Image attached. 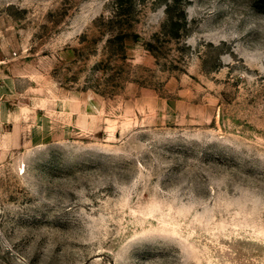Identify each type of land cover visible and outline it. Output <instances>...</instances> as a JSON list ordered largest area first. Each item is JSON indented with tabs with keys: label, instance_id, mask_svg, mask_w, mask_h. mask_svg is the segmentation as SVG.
<instances>
[{
	"label": "rangeland",
	"instance_id": "1",
	"mask_svg": "<svg viewBox=\"0 0 264 264\" xmlns=\"http://www.w3.org/2000/svg\"><path fill=\"white\" fill-rule=\"evenodd\" d=\"M0 72V264H264V0H0Z\"/></svg>",
	"mask_w": 264,
	"mask_h": 264
},
{
	"label": "crops",
	"instance_id": "2",
	"mask_svg": "<svg viewBox=\"0 0 264 264\" xmlns=\"http://www.w3.org/2000/svg\"><path fill=\"white\" fill-rule=\"evenodd\" d=\"M5 77V79H6V76L4 75V74H2L1 72H0V78H4ZM15 79V78H14ZM15 82V81H14ZM15 84V83H14ZM15 90V89H14ZM43 106H45V108H49V112H50V118H53V111L54 110H56V106H53V100L51 99L50 100V106L48 107V105H47V102H45V104H43ZM39 107H42V106H39ZM3 112L6 114V115H9V118H15V116H16V114H14L13 112H12V108L11 109H4V111H0V116L3 114ZM11 114V115H10ZM47 116V115H46ZM39 118H47V117H42V116H40Z\"/></svg>",
	"mask_w": 264,
	"mask_h": 264
}]
</instances>
